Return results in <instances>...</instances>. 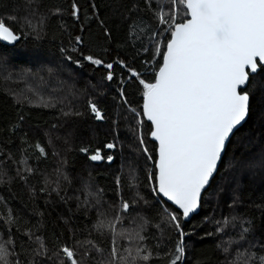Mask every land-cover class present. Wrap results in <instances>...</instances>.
Returning <instances> with one entry per match:
<instances>
[{
  "label": "trees",
  "instance_id": "trees-1",
  "mask_svg": "<svg viewBox=\"0 0 264 264\" xmlns=\"http://www.w3.org/2000/svg\"><path fill=\"white\" fill-rule=\"evenodd\" d=\"M161 11L176 23L188 19L170 0H0V18L20 36L13 47L0 42V244L14 253L10 261L60 264L67 246L80 264H106L115 239L122 256L147 247L149 264H171L181 237L163 208L180 216L186 233L177 264H244L249 254L264 255V67L245 90L249 119L230 141L200 213L186 223L153 192L157 145L139 80L154 82L163 62L157 48L165 50L169 30L161 31ZM97 150L102 164L89 159ZM102 220L115 223V237L98 230Z\"/></svg>",
  "mask_w": 264,
  "mask_h": 264
},
{
  "label": "snow or ice",
  "instance_id": "snow-or-ice-1",
  "mask_svg": "<svg viewBox=\"0 0 264 264\" xmlns=\"http://www.w3.org/2000/svg\"><path fill=\"white\" fill-rule=\"evenodd\" d=\"M170 2L182 6L185 15L190 18L176 23L174 16L166 18L162 11L156 13L158 22L167 25V29L161 31L169 30L165 50L160 52L157 48L163 63L154 82L140 79L139 83L144 90L143 116L151 122V136L158 141L157 171L149 175V181L155 180L153 192L157 196L166 197L181 210L183 218H188L200 206L201 192L217 170L226 142L248 115L250 96L240 89L250 82V77L258 72V68L264 67V0ZM72 7L73 15H76L77 6L73 4ZM105 35H108L107 30ZM19 39L20 36L0 18V40L13 43ZM75 41L76 44L83 43L80 36ZM84 58L93 65H103L109 70L113 68L112 63H105L91 55ZM76 63L79 65V61ZM129 72L132 77L139 75L132 69ZM106 79H113L111 71ZM90 108L96 119L104 118L95 104H90ZM106 147L111 149L115 145L109 143ZM144 151L147 153L148 150ZM148 158L152 159L151 156ZM89 159L98 161L103 157L97 150ZM107 159L111 161L112 157ZM130 207L129 202L122 201L120 210L128 212ZM162 211L166 213L163 220L173 226L181 237L171 260V264H177L185 255L183 237L186 233L181 228L180 216L169 212L168 208ZM114 220L115 223L122 222L119 215ZM115 223L108 221L105 224L102 220L98 230L111 231L115 237ZM249 231L248 227L243 229V233ZM119 235H127L131 239L132 233L121 232ZM135 235L141 241L146 239L140 231H136ZM113 245L112 259L106 264H149L153 256L147 247H138L135 255L132 250L125 249L128 256H122L115 246V239ZM60 251L65 257L60 264H65V260L70 264H80L73 249L64 246ZM13 254L8 247L0 244V264H19V261L9 260ZM257 261L264 264V255L257 257L249 254L244 264H255Z\"/></svg>",
  "mask_w": 264,
  "mask_h": 264
},
{
  "label": "water",
  "instance_id": "water-1",
  "mask_svg": "<svg viewBox=\"0 0 264 264\" xmlns=\"http://www.w3.org/2000/svg\"><path fill=\"white\" fill-rule=\"evenodd\" d=\"M188 18H190V17H188ZM19 41H20V39L17 40V41H15V42H13V43H9V42H7V41H2V40H0V42H1L2 44L6 45V46H9V47H13V46L16 45ZM162 63H163V62H162ZM260 69H261V67L258 68V72H257L256 74H253V75L250 77V80H251V78H252L253 76H255V75H257V74L259 73ZM248 85H249V83L246 84L245 86H242L241 89H240V91H241V92H244V91L247 89ZM249 112H250V103H249ZM249 112H248V115H247L245 121H243L242 124H241L240 126H238V129L234 130V134L231 135L230 138H229V140L226 142L225 151L222 153L221 161L218 162L217 170L214 172L213 176L210 178V180H209V184H208V185L205 187V189H203L202 192H201L200 206L197 208V210H196L194 213H191V214L189 215L188 218H183V217H182V219H183L184 222H186V223L190 222L194 216H196V215H198V214L200 213V211H201L202 198H203L204 194L206 193V191L210 188V186H211L213 180L215 179V177L217 176V174H218V172H219V169H220L221 163H222V161H223V159H224V157H225L226 150H227V147H228L230 141L233 139V137L236 135V133H237V132H238V131H239V130H240V129L246 124V122L248 121V119H249ZM144 118H145V120H146V121L152 126L151 122L148 121L147 118H146L145 116H144ZM152 130H153V126H152ZM150 139H151V141H152L153 143H155V144L157 145V158H158V141H155V140L152 138L151 134H150ZM103 162H104V159H101V160H98V161H97L98 164H102ZM109 162L112 163V160L109 161ZM156 171H157V169H156ZM159 197H160L163 201H165L167 204H169L170 206L174 207L177 211H179V212L181 213V210H178V209L176 208V206H175L174 204H172L171 201H167V198H166V197H163L162 195H160Z\"/></svg>",
  "mask_w": 264,
  "mask_h": 264
},
{
  "label": "rangeland",
  "instance_id": "rangeland-1",
  "mask_svg": "<svg viewBox=\"0 0 264 264\" xmlns=\"http://www.w3.org/2000/svg\"><path fill=\"white\" fill-rule=\"evenodd\" d=\"M254 158H255V157H254ZM256 160H261V158H259V159L256 158L255 161H256Z\"/></svg>",
  "mask_w": 264,
  "mask_h": 264
}]
</instances>
